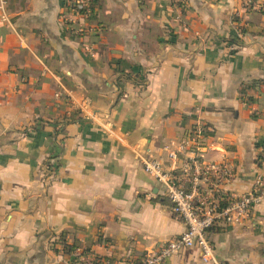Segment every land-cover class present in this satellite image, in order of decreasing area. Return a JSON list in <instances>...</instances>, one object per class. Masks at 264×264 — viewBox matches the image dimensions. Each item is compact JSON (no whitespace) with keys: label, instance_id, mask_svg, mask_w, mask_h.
<instances>
[{"label":"crops","instance_id":"crops-1","mask_svg":"<svg viewBox=\"0 0 264 264\" xmlns=\"http://www.w3.org/2000/svg\"><path fill=\"white\" fill-rule=\"evenodd\" d=\"M4 1L0 264H65L66 246L136 259L182 234L139 158L163 157L194 123L213 129L207 157L232 165L229 188L249 192L264 85L246 89L250 103L240 90L264 77V1L239 16L240 46L228 44L238 0H95L98 31L84 39L63 22L65 0ZM56 92L89 98L97 121ZM208 236L220 262L264 264V203L251 223ZM166 264L205 263L187 249Z\"/></svg>","mask_w":264,"mask_h":264},{"label":"built area","instance_id":"built-area-1","mask_svg":"<svg viewBox=\"0 0 264 264\" xmlns=\"http://www.w3.org/2000/svg\"><path fill=\"white\" fill-rule=\"evenodd\" d=\"M261 1L264 0H238L239 9L233 14V37L240 39L243 34L239 16L263 9ZM174 4L179 10L183 8L178 1ZM93 16L92 0H65L62 19L74 37L93 35L98 31L92 22ZM0 21L10 25L4 0H0ZM90 55L93 56L91 50ZM43 70L49 72L46 67ZM54 97L68 104L78 116L97 121L89 98L72 102L69 93L62 92H56ZM105 125L109 126V122ZM212 133V128L194 123L180 137L162 144L163 157H154L146 149L139 158L144 173L161 188L171 214L184 224L182 234L136 259L109 258L72 246L66 252L68 260L65 264H166L172 256L187 249L197 250L205 264H224L216 258L208 233L214 228L225 230L251 223L256 208L264 203V141L256 147V173L250 190L239 194L229 188L235 178L232 165L226 160L207 157L206 141Z\"/></svg>","mask_w":264,"mask_h":264},{"label":"trees","instance_id":"trees-1","mask_svg":"<svg viewBox=\"0 0 264 264\" xmlns=\"http://www.w3.org/2000/svg\"><path fill=\"white\" fill-rule=\"evenodd\" d=\"M92 1H93V7H94L95 0H92ZM243 32H244V31H243ZM243 32H242V33H243ZM88 37H89L88 34H84V35H82V36H79L78 38H79V39H84V38H88ZM95 37H98V35H95ZM228 44H230L231 46H232V45L240 46L241 41H240L239 39L235 38V37H232V38L228 41ZM234 51H235V50H232V52H234ZM256 85H264V77H263V79H261V80H259V81H255V82H253V83L251 84L250 87H243V88H241V90H240L241 99H243L245 103H250V102H251V97L247 96V94H246V89H247V88H248V89H249V88H254V87H256ZM69 249H71V248L66 246V247L64 248V251H65V252H68Z\"/></svg>","mask_w":264,"mask_h":264}]
</instances>
